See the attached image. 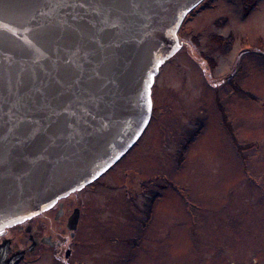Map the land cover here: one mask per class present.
<instances>
[{
  "label": "rangeland",
  "instance_id": "1",
  "mask_svg": "<svg viewBox=\"0 0 264 264\" xmlns=\"http://www.w3.org/2000/svg\"><path fill=\"white\" fill-rule=\"evenodd\" d=\"M177 44L136 143L71 198L82 245L25 264H264V0L201 2Z\"/></svg>",
  "mask_w": 264,
  "mask_h": 264
},
{
  "label": "water",
  "instance_id": "2",
  "mask_svg": "<svg viewBox=\"0 0 264 264\" xmlns=\"http://www.w3.org/2000/svg\"><path fill=\"white\" fill-rule=\"evenodd\" d=\"M203 1L0 0V230L129 151L158 69Z\"/></svg>",
  "mask_w": 264,
  "mask_h": 264
},
{
  "label": "flooded vegetation",
  "instance_id": "3",
  "mask_svg": "<svg viewBox=\"0 0 264 264\" xmlns=\"http://www.w3.org/2000/svg\"><path fill=\"white\" fill-rule=\"evenodd\" d=\"M78 191L58 199L42 213L0 230V264H25L29 260L41 261L50 252L51 256L63 260L72 259L82 242L75 241L82 219V210L73 207L72 197ZM71 200V201H70ZM54 212V224L48 230L43 225L31 223L42 215ZM58 221V222H57ZM76 221V222H75ZM71 245H74L71 247ZM50 251V252H49ZM59 258V259H60ZM68 260V261H69Z\"/></svg>",
  "mask_w": 264,
  "mask_h": 264
},
{
  "label": "trees",
  "instance_id": "4",
  "mask_svg": "<svg viewBox=\"0 0 264 264\" xmlns=\"http://www.w3.org/2000/svg\"><path fill=\"white\" fill-rule=\"evenodd\" d=\"M206 1V0H205ZM205 1H203V3L205 2ZM248 14V10L246 11V15ZM226 20V19H225ZM150 203H151V201H150ZM149 209H150V207H149Z\"/></svg>",
  "mask_w": 264,
  "mask_h": 264
},
{
  "label": "bare ground",
  "instance_id": "5",
  "mask_svg": "<svg viewBox=\"0 0 264 264\" xmlns=\"http://www.w3.org/2000/svg\"><path fill=\"white\" fill-rule=\"evenodd\" d=\"M46 262H47V261H44V263H46ZM44 263H43V264H44Z\"/></svg>",
  "mask_w": 264,
  "mask_h": 264
}]
</instances>
